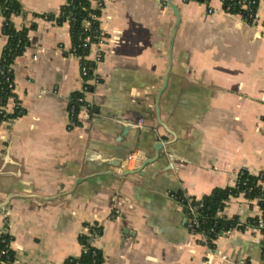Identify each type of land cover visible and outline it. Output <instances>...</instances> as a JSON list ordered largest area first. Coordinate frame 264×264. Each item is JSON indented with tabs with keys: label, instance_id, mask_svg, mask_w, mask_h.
I'll return each mask as SVG.
<instances>
[{
	"label": "crops",
	"instance_id": "crops-1",
	"mask_svg": "<svg viewBox=\"0 0 264 264\" xmlns=\"http://www.w3.org/2000/svg\"><path fill=\"white\" fill-rule=\"evenodd\" d=\"M18 1L14 26L35 27L11 66L7 109L18 102L24 112L0 124V238L11 237L13 252L4 264H63L91 227L101 264H203L209 247L189 232L174 194L200 199L233 186L241 170H264V0L254 24L222 0H171L176 29L165 0H104L102 37L87 56L96 82L77 125L68 104L84 83L80 59L69 52L68 22L46 17L66 0ZM101 154L122 167H97ZM223 213L245 220L259 210L240 193ZM260 239L248 226L215 246L260 264Z\"/></svg>",
	"mask_w": 264,
	"mask_h": 264
},
{
	"label": "trees",
	"instance_id": "trees-1",
	"mask_svg": "<svg viewBox=\"0 0 264 264\" xmlns=\"http://www.w3.org/2000/svg\"><path fill=\"white\" fill-rule=\"evenodd\" d=\"M188 2L190 0H184ZM204 2L205 0H193ZM96 2V4H94ZM260 0H222V7L225 11L233 14H239L246 23L254 24L257 15ZM104 0H66L60 6L58 15L49 13L46 15L48 19H54L58 24L68 22L69 35L71 40L70 53L80 59V63L87 66V74L84 79L92 77V69L94 62L87 59L90 54L91 46L102 37L100 29L99 17L103 7ZM22 12V6L18 0H0V14L3 17L2 33L7 37V42L4 45L0 55V105L4 104L9 96L12 95L11 89L8 87L9 82L13 81L12 64L16 57L22 55L28 46V31L35 27L32 23L29 27L16 29L11 17L19 15ZM264 24V20H263ZM88 89L90 85L88 84ZM84 97V91H75L70 95L68 109L74 106V112L70 113V125H77V115L81 110L84 102L79 101V98ZM86 104V103H85ZM24 110L16 102V108L10 114H5L0 109V119L15 118L23 114ZM260 174L253 175L246 170H241L233 186L224 188H216L209 194L201 197L202 206L198 208L196 218L199 225L195 228L196 231H204L209 242V247L215 246L211 243L212 239L221 235L229 229H237L244 231L246 227H255L260 217H264V192L258 181L264 179V170ZM241 192L249 199H255V204L258 207L259 214L248 216L245 220L241 216L235 215L227 217L218 215V212L225 207L226 201L230 197L237 196ZM176 200L183 206L187 223L188 216L186 215V206L189 203L198 205L200 202L194 197L186 196L182 191L174 194ZM186 223V225H187ZM212 228V229H210ZM264 232V229H262ZM89 233L82 234L79 238L82 249L78 256L67 258L64 262L67 264H101L102 255L96 247L89 242ZM11 237L4 234L0 238V264L8 263L13 259V252L9 247ZM8 248L6 254H1V250Z\"/></svg>",
	"mask_w": 264,
	"mask_h": 264
},
{
	"label": "built area",
	"instance_id": "built-area-1",
	"mask_svg": "<svg viewBox=\"0 0 264 264\" xmlns=\"http://www.w3.org/2000/svg\"><path fill=\"white\" fill-rule=\"evenodd\" d=\"M206 1L207 0H205L204 2H206ZM94 4H96V2H94ZM256 18H257V15L255 16V19ZM98 43H100V40ZM100 57H101V54L99 51H97L94 61L97 62L100 59ZM87 69L88 68L86 65H84L83 63L82 64L80 63V73H81L82 79L84 81L81 91H84V92L88 89V86H87L88 82L89 83L90 82H96V79L93 77H91L89 79H84V76H86V74H87ZM0 74H1V71H0ZM8 87L11 89V91H13V81L9 82ZM11 97L12 96H9L8 99L6 100V102L4 104L0 105L1 111H3L5 114H10L13 112V111H11V112L8 111V109H7V102ZM79 101L84 102L85 101L84 97L79 98ZM15 108H16V104L14 105L13 110ZM86 108H87L86 104L83 103V105L81 106V110L86 109ZM69 112L70 113L74 112V106L70 107ZM12 119L13 118H11V117L5 118V119H0V124L3 123L4 121H9ZM141 124H142V120H139L138 125H141ZM258 174L261 175L262 173H258ZM258 184L261 185L262 191L264 192V179L260 178V180L258 181ZM241 193L244 195L243 192H241ZM246 199L248 201H255V199H249L247 197H246ZM197 201L200 202L198 205L192 204L189 201V203L186 206V215L188 216L187 228H188L189 232L192 233L193 235L200 236L201 241L209 247L210 240L206 236L205 232L195 230V228L199 225V223L197 222V218H196L197 210L199 207L202 206L201 199H197ZM181 207H183V206L181 205ZM218 215H224L223 209L218 212ZM210 229H212V228H210ZM254 229L256 231H259V233H260V238H261L260 239V255H261L260 264H264V232L262 231V229H264V217H260V219L258 220V223L254 227ZM235 230H237V229H234V228L229 229L222 234H230ZM221 235L217 236L215 239H212L211 243H213L215 245L216 239H218V237H220ZM89 237H90L89 242L92 244V241L99 237V229L95 228V227H91ZM82 250H84V249H82ZM7 251H8V248H6L5 250L4 249L1 250V254H6ZM211 258H216L220 263H223V264H250V262L248 261L247 258H245L243 256H239V255L238 256L237 255L236 256L228 255L225 252L221 251L220 249L216 248V246L209 247V254H208L206 260L203 262V264H210ZM2 264H4V262H2ZM63 264H67V263L64 262Z\"/></svg>",
	"mask_w": 264,
	"mask_h": 264
},
{
	"label": "water",
	"instance_id": "water-1",
	"mask_svg": "<svg viewBox=\"0 0 264 264\" xmlns=\"http://www.w3.org/2000/svg\"><path fill=\"white\" fill-rule=\"evenodd\" d=\"M165 1H166L167 6L173 11V13L175 15V18H176L175 29H176V27L178 25V22H179V18H180L178 9L172 3L171 0H165ZM128 124H130V121H128ZM124 130L127 131L128 127H126ZM160 146H161L160 143H157L155 145V148L158 149V148H160ZM152 161H153V159H148L144 164L151 163ZM94 162L97 165V167H100V168L103 165L111 166V167H114V168H121L122 167V160L121 159H113V157H110L107 154L99 155L98 159H95ZM137 171H138V169L122 170V171H120V173H115L112 170L97 171L94 175H88L86 177H81V178L77 179L75 185L78 184L79 182H81L82 180L87 179V178H91V177H93L95 175L125 176V175H128V174H133V173H135ZM52 198H54V197H52Z\"/></svg>",
	"mask_w": 264,
	"mask_h": 264
}]
</instances>
